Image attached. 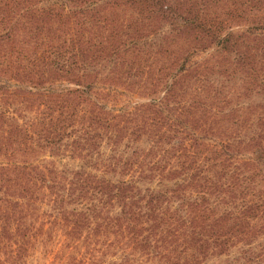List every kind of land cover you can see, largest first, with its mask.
<instances>
[{"label":"trees","instance_id":"trees-1","mask_svg":"<svg viewBox=\"0 0 264 264\" xmlns=\"http://www.w3.org/2000/svg\"><path fill=\"white\" fill-rule=\"evenodd\" d=\"M153 35L156 36L151 38ZM203 53L211 59L202 57ZM98 62L104 67L112 63L109 72L115 73L114 78L124 73L139 85L140 92L149 94L158 90L164 96L158 102L137 106L132 113L112 115L99 103L97 92L94 95L88 90L91 85L81 83L93 80ZM210 73L228 79L240 77L243 85L237 93L222 98L223 91L217 90ZM62 77L83 86L67 93L70 98L65 107L73 110L79 101L88 104L87 113L76 121L82 124L84 132L102 129L112 146H118L123 139L134 142L136 137L145 138L151 145L143 152L139 148V153H144L143 160L136 165L138 173L130 181L116 184L92 175L73 176L67 182L69 195L74 191L100 192L106 198H102L101 214L109 212L107 207L120 205L119 216L103 218L114 229L127 231L137 222L154 229L158 221L163 224L169 220L157 239L165 243L163 248H154L161 264L199 263L241 242L250 249L241 250L236 264H264V244L257 248H251L250 244L264 227V192L253 195L254 201H247L246 196L240 199L230 192L244 190L235 178L238 166L229 175L223 170L225 164L235 161L231 153L237 157L246 150L253 155L251 178L264 179V0H0V191L7 199L14 197L17 187L21 190L18 194L27 193V183H33L39 175L33 166L22 168L13 160L34 156L37 149L27 142L38 137L47 140L45 134L50 133L47 127L52 129L56 122L69 118L58 115L54 119L47 115L53 107H63L64 96L54 83ZM11 82H15L13 89H9ZM188 91L194 93L193 99L187 95ZM252 92L258 102L248 109L254 112L259 109L261 113L249 123L250 133L230 139L224 138L225 131L220 132L221 138L214 147L204 144L209 163L195 164L193 158L197 153H188L179 137L171 145L179 132L174 127L181 119H188L187 128L204 124L211 130L208 133L220 131L218 126H211L216 119L226 124L243 123L242 117L234 119L236 109L219 110L221 107L211 101L221 100L230 106L234 98L244 99ZM185 96L189 101L178 99ZM196 96L210 101L205 103L206 108L195 104ZM174 97L177 99L171 105L170 99ZM18 99L23 107L35 108L36 119L19 123V116L9 110V104ZM43 124L45 127L38 132L34 130ZM196 133L189 136L193 150L200 145ZM92 137L84 138L91 149ZM163 144L174 148L175 158L183 152L188 155L171 164L145 161L155 150L170 154ZM34 146L40 147L37 143ZM101 156L98 154L96 162L102 172L115 173L117 169L119 173L131 172L127 160L106 161ZM154 171L159 189L142 193L137 182H143ZM46 173L49 176L50 170ZM175 200L180 201L184 214L163 209L164 203ZM229 205L232 210H228ZM10 207L14 209L10 200L0 206L3 210L0 223L1 219H8ZM6 226L7 223L0 226V238L5 236Z\"/></svg>","mask_w":264,"mask_h":264},{"label":"rangeland","instance_id":"rangeland-1","mask_svg":"<svg viewBox=\"0 0 264 264\" xmlns=\"http://www.w3.org/2000/svg\"><path fill=\"white\" fill-rule=\"evenodd\" d=\"M166 29H168V26L163 30ZM154 36L156 35L151 38H154ZM201 56L205 59H211L206 53L201 54ZM200 58L195 57L194 59L200 60ZM111 64L108 62L104 67V64L101 65L98 62V65H96L97 74H93V80L87 83L80 81L82 85H91L88 90L94 95L97 92L96 95L99 96L97 99L107 112L112 115L123 116L125 113L134 112L136 107L143 103L158 102V99L164 96V92L158 90L156 92L153 90V93L149 94L140 92L138 89L139 85L133 83L128 77L126 78L124 73H118L119 77L114 78L115 73L109 72ZM210 75V79L217 86V90L223 91L222 98L237 93L243 85L240 77L228 79L222 76L219 77L215 73H210ZM54 83L58 85V92L64 96V102L61 100L62 108L53 107L50 109V113H47L48 118L55 117L54 119H56L58 115H62V117L69 116V118L56 122L52 129L47 127L50 130V133L45 134L48 137L47 140L43 137H38L27 142L29 147L37 149V152L33 154L34 156H28L27 158L16 157L13 160L14 164L23 165L22 168L33 166V169L39 170V175L37 179L33 180V183H27V193L18 194L21 190L17 187L14 191L18 192H14V197L7 199L2 196L3 194L0 191L1 207L5 206L7 200L14 204V209L10 207L7 210L8 219H1L0 223V226L7 223L5 236L0 238V264H161L159 256L154 255V248L157 246H162L163 248L165 243H159L157 239L169 220L163 224L158 221V225L154 229L151 228V225H143L141 222L135 223L127 231L121 228L114 229L106 225L103 218L109 219L110 217L119 216L120 205L114 204L111 207H107L109 212H106V210L102 211L103 215L99 212V208L102 207V201L106 199L105 196L100 194V192L88 194L75 191L74 194L69 195L68 188L70 187L67 183L73 176L85 177L87 175L116 184H119L120 181H130L138 173L139 168L136 165L142 163L143 160L142 156L144 153L139 152L143 149L147 150L151 145L147 144L144 140L145 138L136 137L134 142L123 139L117 143L118 146H112V144L107 142L108 140L101 128V130L95 128L94 132H84L82 124H76V121L78 120L77 117L87 113L88 104L79 101L73 105V110H67L65 107L70 98L66 97L67 93L79 88L81 90L83 86H78L79 83L71 82L63 77L57 78ZM14 85L15 82H11L9 89H13ZM92 93L88 94L95 98ZM187 93L189 97H193L194 93L189 91ZM248 94L249 97L244 99L234 98L230 106L226 104L228 107L221 100L211 101L221 107L219 110L224 108L223 111L229 110L231 112V108L239 109L233 112L236 113L234 119L237 120L242 117L244 118L243 123L236 124L230 121L226 124L216 119L217 121L212 123L211 126H218L220 131L208 133L211 130H208L209 127H205L204 124H197L193 125V128H187L186 121L188 119L185 117L186 119H181L180 122H177L178 125L174 127L179 132L171 140V145L179 137L178 140L183 145H186L188 153L192 151L197 153L193 158L195 164L201 161L205 164L209 163L206 161L208 148L204 149V147L208 145L211 148L214 147V144L219 142L218 138H221L220 132L225 131L227 134L224 135V138L228 137L230 139H234L236 136H242L241 138H243V136L250 133L249 123H252L254 117L259 116L261 112L259 109L257 112L248 109L249 105L258 102V97L255 96L254 92ZM188 96L178 99L187 102L189 101L187 100ZM174 99L177 98L170 99L171 105L174 103ZM194 101L202 109L206 108V102H210L204 96H196ZM9 102L11 103V100ZM9 106L11 113L19 116L18 121L21 124L30 123L36 119L35 108L23 107L22 101L19 99L17 102L9 104ZM191 115H194V113ZM45 123L48 124V122ZM42 127H45L44 124L34 130L38 132ZM195 129H197V133ZM215 129L219 130L218 128ZM186 130L189 131V134ZM58 132L60 135L56 137L54 133ZM192 133H196L195 135L199 138V148L194 146L196 150H193L189 143V136ZM87 136H89V140L93 136L91 138V142L94 143L92 149L84 141ZM34 143H37L40 147L34 146ZM163 146L170 149V154L163 155L155 150L149 157H146L145 161L171 164L173 160L182 159L184 155H188V153L183 152L177 154L175 158L172 156L176 153L174 148L164 144ZM139 148H142L141 151ZM135 150H137V153H134ZM240 153L237 157L231 153L235 161H229L228 164H225L227 167L223 170L229 175V173H234L236 166H238L239 169L235 171V178L238 180V185L244 186V190L238 188L239 192L237 189H231L230 192H234L240 199L246 196L245 199L247 201H254L253 195L264 192V179L251 178L250 164L254 162L251 161L253 155L246 150H242ZM98 154H101V159H106V161H111V159L115 158L127 160L131 163L129 166L131 172L126 170L119 173V169L115 173L102 172L99 162H96L99 159ZM210 157L212 160L214 155ZM186 159L188 158L186 157ZM2 161L5 163L7 160ZM217 165L219 164L217 163ZM219 166L221 167V165ZM46 168L50 170L49 176H47ZM9 177L13 178V175H9ZM48 177L51 178V182ZM157 177L156 171H154L143 182H137L139 191L146 193L147 190H158ZM233 179H231L232 182ZM97 181L99 180L94 182ZM241 190L243 191L242 194L240 193ZM2 198L7 200L2 201ZM193 199L191 197V200ZM179 202L175 200L168 204L164 203L162 207L163 209H168L170 213L184 214ZM230 206H228V210H232ZM91 209H96L98 212H92ZM1 211L3 210L0 209V214ZM259 231L261 232L251 240V248H257L260 244H264V227ZM234 245L225 249L226 252L222 254L211 255L195 264H236V259L240 257L241 250H249L250 248L249 245L243 242L235 243ZM177 247L180 253V247Z\"/></svg>","mask_w":264,"mask_h":264}]
</instances>
